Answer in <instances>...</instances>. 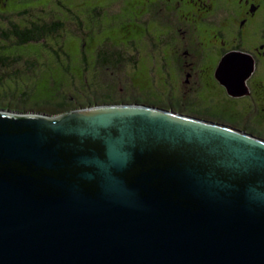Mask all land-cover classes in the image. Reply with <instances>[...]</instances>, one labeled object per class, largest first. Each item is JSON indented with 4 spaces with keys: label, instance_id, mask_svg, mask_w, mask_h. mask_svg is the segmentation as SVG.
Returning a JSON list of instances; mask_svg holds the SVG:
<instances>
[{
    "label": "water",
    "instance_id": "95a60500",
    "mask_svg": "<svg viewBox=\"0 0 264 264\" xmlns=\"http://www.w3.org/2000/svg\"><path fill=\"white\" fill-rule=\"evenodd\" d=\"M0 264H264V141L149 106L0 108Z\"/></svg>",
    "mask_w": 264,
    "mask_h": 264
},
{
    "label": "rangeland",
    "instance_id": "374dc122",
    "mask_svg": "<svg viewBox=\"0 0 264 264\" xmlns=\"http://www.w3.org/2000/svg\"><path fill=\"white\" fill-rule=\"evenodd\" d=\"M131 2L0 0V34L2 30L11 29L4 17L23 26L32 22L61 23L57 34L22 48H18L14 37L6 42L0 36V108L23 113L41 111L61 114L58 113L62 111L60 104L65 100L72 108L64 110L66 112L77 110L73 109L74 106L81 104L111 100L121 104L124 101L197 118L204 116L210 121L248 130L264 138V128L247 124L230 113L204 111L200 104L181 106L177 103L178 96L171 93L166 84L156 89L152 84L143 88L133 87L128 82V69L129 76L135 80L141 71L148 74L151 61L148 45H144L139 38L141 33L135 28L141 23L136 19L139 12ZM131 41H136L138 50H145L134 68L129 66V60H124L115 68L108 62L98 60L95 63L90 59L102 56V52L110 54L113 49L126 57L132 52ZM85 48L87 61L82 60Z\"/></svg>",
    "mask_w": 264,
    "mask_h": 264
},
{
    "label": "flooded vegetation",
    "instance_id": "af4514ba",
    "mask_svg": "<svg viewBox=\"0 0 264 264\" xmlns=\"http://www.w3.org/2000/svg\"><path fill=\"white\" fill-rule=\"evenodd\" d=\"M131 5L139 12L136 19L141 24L135 28L141 33L139 38L144 45L147 43L152 61L148 74L141 71L135 80L129 76L128 69L126 77L133 87L149 88L152 84L157 89L166 84L167 89L178 96L177 103L183 107L200 104L204 111L230 113L247 124L264 128V0H132ZM85 50L82 60L87 61ZM131 51L124 57L122 52L113 49L110 54L102 52V56L90 59L95 63L98 60L108 62L115 68L129 60V66L134 68L145 50H138L136 41H131ZM61 103L62 111L58 113L72 109L66 100ZM121 104L143 106L124 101ZM121 104L111 100L81 104L73 109ZM197 119L210 121L204 116ZM241 131L264 141L260 135ZM53 146L58 149L57 144ZM76 146L79 149L82 145L78 142ZM170 149L173 148L167 147L166 150ZM171 152L176 157L174 168L179 171L181 147L174 146ZM78 154L83 153L78 150ZM58 157L61 161L52 160V167L66 164L65 157L59 153ZM50 175L70 180L65 177V172ZM174 196L181 201L180 193L176 192Z\"/></svg>",
    "mask_w": 264,
    "mask_h": 264
},
{
    "label": "trees",
    "instance_id": "16d2710c",
    "mask_svg": "<svg viewBox=\"0 0 264 264\" xmlns=\"http://www.w3.org/2000/svg\"><path fill=\"white\" fill-rule=\"evenodd\" d=\"M25 12H22L24 14ZM5 21L8 22V25H10L11 29L3 32L1 31V39L3 41H10V37H14L16 40L18 48H22L24 46H28L33 43H41L45 38L50 37L51 35H55L58 33L59 28L61 27V23H38V22H32L29 26H23L18 23H14L13 21H10L8 17H4ZM8 55V54H6ZM2 57H0L1 60ZM215 166L210 165L209 168H213ZM223 168V167H222ZM225 168H223V171ZM227 172V171H226ZM226 172H220L223 175H219L220 177L223 176V178L226 179V176L228 177V173ZM243 174H247V172L242 171ZM238 174V173H237Z\"/></svg>",
    "mask_w": 264,
    "mask_h": 264
}]
</instances>
